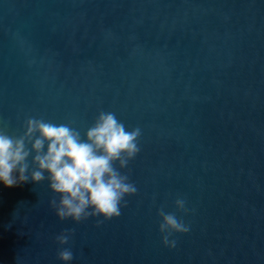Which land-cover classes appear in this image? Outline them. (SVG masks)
I'll use <instances>...</instances> for the list:
<instances>
[{"label":"water","instance_id":"95a60500","mask_svg":"<svg viewBox=\"0 0 264 264\" xmlns=\"http://www.w3.org/2000/svg\"><path fill=\"white\" fill-rule=\"evenodd\" d=\"M102 112L140 131L113 162L135 192L61 218L36 133L0 183V264H264V0H0V132L88 142Z\"/></svg>","mask_w":264,"mask_h":264},{"label":"clouds","instance_id":"9594fccd","mask_svg":"<svg viewBox=\"0 0 264 264\" xmlns=\"http://www.w3.org/2000/svg\"><path fill=\"white\" fill-rule=\"evenodd\" d=\"M36 133L39 138L32 143L36 152L33 163L39 170L33 172L32 178L39 182L44 179L45 171L49 173L52 190L61 194L58 211L61 218L70 216L79 221L87 216L89 206L107 217L119 215L120 199L125 193L135 192V188L113 168V162L120 160L124 166L126 160L122 156L126 154L131 158L136 154L139 129L127 132L113 114L102 112L87 133L88 142H83L79 133L66 125L56 126L39 120H29L25 136L16 140L0 132V183L4 186L26 182V161L30 152L26 150L25 140L31 141ZM45 141L47 152H44ZM178 203L183 206L182 202ZM164 220L162 230L166 227L187 230L172 215L165 216ZM61 242L65 243L66 238ZM61 259L70 261L72 254L64 251Z\"/></svg>","mask_w":264,"mask_h":264}]
</instances>
